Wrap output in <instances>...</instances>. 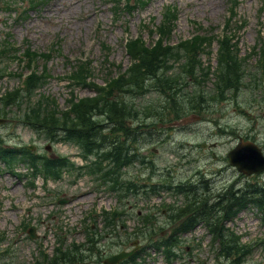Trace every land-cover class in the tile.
Listing matches in <instances>:
<instances>
[{
    "label": "rangeland",
    "instance_id": "obj_1",
    "mask_svg": "<svg viewBox=\"0 0 264 264\" xmlns=\"http://www.w3.org/2000/svg\"><path fill=\"white\" fill-rule=\"evenodd\" d=\"M20 1L23 2L21 7L6 5L0 1V97L24 86V78H20L19 74L27 71L25 53L28 47L43 54L51 53L53 57H41L38 62L41 71L46 74L44 79L50 75L38 96L25 93L19 104L14 102L6 106L3 102L0 103V117L6 119L4 124H0L1 144L3 148L34 146L31 151L41 156L53 159L67 156L74 165L64 169L60 178L49 181H46L43 174L34 177L25 162L16 165L18 171L1 165L0 239L6 234L4 248L12 247L13 250L12 256L3 255L0 258L1 264H32L34 254L40 246L52 253L59 237L63 242L65 238L73 243L84 242L87 226L97 230L94 217L103 210L119 207L140 215L156 211L154 206L152 209H145L146 202L133 196L130 197L132 205L129 207L120 204L114 192L99 184L96 176L88 172L87 161L78 145L71 141H54L22 119L31 103L40 98L47 100L51 109L59 112L69 110L71 96L67 91L66 77L77 65L86 66L84 61L90 60L95 80L80 84V88H87L76 94L78 97L92 95L96 91L93 81L104 84L109 77L119 76L130 65L125 49L127 38L143 35L151 40L153 35L161 32V28H170L175 6L180 11V17L173 42L191 37L200 24L204 29L211 27L214 34L210 37L211 41H216L212 49L217 51L212 60L211 54L207 53L211 49L204 42L202 49L197 48L195 52H190L187 48L189 42H186L175 81L182 84L185 94L197 95L204 88L214 95L216 90L215 86L212 88V81L203 84L196 78L201 73H206L207 69L218 73L221 41L226 34L223 37L219 35L222 30H226L228 20L233 17V13L229 16L231 0H46L36 7L32 6V0ZM132 6L137 7L133 13ZM239 12L241 19L247 21V26L240 31L237 41H233L234 54L239 59L247 55L241 66L246 73L240 90L234 95L229 93L226 100L207 96L203 103L206 113H202L200 119H192L181 128H178L177 122L169 124L159 132L160 137L152 142L155 151L153 157L159 162L167 161L170 164L175 183L192 180L199 170L214 163L216 169H223L217 175L218 185L228 187L236 180L237 184H264V172L253 176L243 174L242 177L227 158L236 148L240 137L255 141L264 151V0H241ZM235 23L239 25L233 17L232 24ZM163 35L166 36L167 31ZM3 45H7L9 49L17 48L13 53L16 52L19 57L1 53ZM192 55L198 62L188 72ZM204 60L211 63L204 64ZM190 79L193 81L188 82ZM128 97L132 100L131 94ZM157 98L158 95H152L146 103ZM192 129V132H187ZM214 141L218 142L215 150L218 161L211 155L207 156L200 147L202 142ZM178 144H181L182 149H176ZM185 153L189 155L183 159L181 154ZM190 156L192 158L188 160ZM141 172H134L128 178L144 182L149 174L141 177ZM30 181H34V184ZM146 181L156 183L154 179ZM61 198L69 199V202L58 204ZM170 200L182 202L171 191ZM154 203L158 205L157 197L152 199L151 204ZM87 216L90 217L86 219ZM24 223H28L29 228H35L37 238L28 236L29 228L24 227ZM128 224L133 227L134 220H128ZM227 226L241 235L242 241L253 244L254 252L246 256L242 264H264V223L259 211L256 208L247 209ZM191 233L192 237H182L181 257L173 263H168L164 255L153 248L143 251L138 262L222 264L216 251L220 243L217 246L213 244L211 237H206L207 232L203 237H199L195 230ZM163 234L166 232L163 231ZM104 235L101 242L94 246L105 253L132 249L135 240H138L139 245L136 253L144 247L141 239L134 236L128 238L122 228L116 229L113 236ZM96 237H100L99 231ZM86 255L89 260L85 264H102L100 257H95L89 251Z\"/></svg>",
    "mask_w": 264,
    "mask_h": 264
},
{
    "label": "trees",
    "instance_id": "obj_2",
    "mask_svg": "<svg viewBox=\"0 0 264 264\" xmlns=\"http://www.w3.org/2000/svg\"><path fill=\"white\" fill-rule=\"evenodd\" d=\"M234 38V37H232ZM211 40V38H210ZM203 41L195 44L187 45L190 52H195L202 49ZM10 44V42H8ZM184 45L170 46L164 45L159 41L152 47H146L140 40L128 42V51L133 58L139 57L140 63H134L124 72L119 78H114L108 82V89L104 87L99 90L96 96H86L72 102V108L59 112L54 108H49L46 101L38 100L31 103L26 111V116L23 120L33 123L39 127L47 129L64 126V138H74L78 140L83 150L88 154L95 153L97 159L92 162L89 169L97 174L100 179L104 180L103 176V161L108 158L115 163L128 162L133 157L141 164L145 163V157L139 153V146L145 144L149 140L147 137L151 135L153 127L168 123L174 118L181 116L169 117L171 110H162L157 108L150 114L144 115V111H149L150 108H140L132 103L128 95H139L137 88L133 89L132 85H139L145 81V78L155 79V86L161 98L167 99L171 96L179 95L181 101L176 104L175 111L182 112L186 109L184 101L195 100L202 104L206 96L211 93L201 88L199 94L195 97H189L183 93V86L180 82L175 81L177 71L176 62H180L181 53ZM234 44L231 39L221 41L220 48V65L217 67L218 73L215 78V89L221 93L220 99H223L227 91L240 89L244 83L245 70L242 69V64L247 57L239 59L233 50ZM17 48H8L3 45L1 53H7L9 56L16 57ZM27 69L31 70L37 66L40 57L47 58V54H39L28 47L26 54ZM24 61V60H23ZM194 55L191 56L187 70L191 71V66L197 63ZM209 73V69L205 70ZM46 74H38L33 71L24 79V86L16 91H9L0 97V103L8 106L12 103H20L25 93L30 96L36 94V90L46 83L43 80ZM198 79V78H196ZM191 80V79H190ZM188 80V82H190ZM199 80V79H198ZM126 91V92H124ZM136 98H133L135 101ZM196 108V107H192ZM1 111V109H0ZM141 118V119H140ZM140 119V120H139ZM52 137H54L52 135ZM2 140L0 139V157L15 158L16 148H3ZM64 163H68L64 159ZM56 165H48L49 169L55 168ZM111 177L115 183L123 182L120 187L112 188V190H122L124 197L128 193H135L137 189L146 187L143 190L147 195H156L158 193L157 185L150 184L138 185L135 181H123L119 173L115 169H109ZM105 183V180H104ZM201 188L198 186L197 191ZM220 203L216 199L211 200L208 196L197 195L194 198L195 204H184L183 206H169V214L166 219V224L178 223L181 230H189L193 228L201 219L207 223V227L214 234L215 239L220 242L219 252L223 260L222 264H241L245 255L251 251L250 244H243L240 236L237 238L234 234L226 232L224 220L231 219L236 216L240 210L248 208L249 203H254L264 212V184L256 182H247L245 190H237L235 194H231L229 187L225 190H220ZM128 214L121 211L120 208H115L113 211L106 212L107 226L110 230L116 229L117 225H125V218ZM166 224L155 222V215L150 214L142 218L141 226H138L134 235L147 241V247H154L165 252V257L168 263H172L173 258L177 256L174 248L180 243L178 235H160L157 232ZM160 233V232H159ZM241 246H239V244ZM91 252L95 257L100 256L98 249L92 244V235L83 244H72L66 250H59L54 256H48L43 261L37 264H85L89 257L86 252ZM120 264H140L136 259H128Z\"/></svg>",
    "mask_w": 264,
    "mask_h": 264
},
{
    "label": "water",
    "instance_id": "obj_3",
    "mask_svg": "<svg viewBox=\"0 0 264 264\" xmlns=\"http://www.w3.org/2000/svg\"><path fill=\"white\" fill-rule=\"evenodd\" d=\"M0 122H3V120L0 119ZM255 160L252 158H248V161L251 165L255 164V170H249V174L252 173H259L262 170H264V158L261 157L259 149L255 147ZM248 174V175H249ZM133 251L131 252H121L117 255H114L112 257H109L105 260L104 264H117L121 259L131 255Z\"/></svg>",
    "mask_w": 264,
    "mask_h": 264
},
{
    "label": "bare ground",
    "instance_id": "obj_4",
    "mask_svg": "<svg viewBox=\"0 0 264 264\" xmlns=\"http://www.w3.org/2000/svg\"><path fill=\"white\" fill-rule=\"evenodd\" d=\"M153 18V17H152Z\"/></svg>",
    "mask_w": 264,
    "mask_h": 264
}]
</instances>
